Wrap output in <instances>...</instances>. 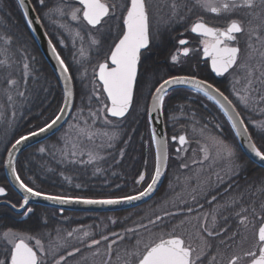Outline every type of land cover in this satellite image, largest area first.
Masks as SVG:
<instances>
[{"label": "snow or ice", "instance_id": "1", "mask_svg": "<svg viewBox=\"0 0 264 264\" xmlns=\"http://www.w3.org/2000/svg\"><path fill=\"white\" fill-rule=\"evenodd\" d=\"M37 3L42 7L48 8L47 15L68 16L72 21L82 22L90 26L88 34L91 37V45L93 46H98L101 41L91 35L92 30L99 32L104 27L107 19L116 18L121 21L122 28L120 35L110 44L109 51L105 55L103 62L97 65L98 72L96 76L101 84L102 92L106 94L107 102L100 100V96L97 95L96 99L100 100L102 106L96 111L90 110L89 115L92 118L93 124L101 115L104 117L105 124H112L109 117L125 118L133 104L134 87L137 81L138 64L141 59L142 50L147 49L150 44V10L147 0H123V2L121 0H113L111 3H109V0H76V4L79 6L67 4L61 6L58 4L55 7H48L46 0H37ZM193 6L217 15H228L241 10L244 11L246 20L244 18L230 19L223 28L209 26L204 22L202 17L198 18L191 25L190 31L204 38L201 40L203 56L210 59L211 69L217 76H223L234 66L240 67L245 71L246 83L239 91L234 88L233 92L245 108L254 107L258 100L257 96L252 94L257 92V89L253 85L256 83L264 84V0H194ZM19 7L24 9L23 15L27 26L31 27L32 20L28 19L29 11L25 7V0H19ZM167 7L169 8L168 19L171 20L179 15L180 9L188 8V5L178 2V0H171ZM66 8L68 9L67 11L65 10ZM118 8L122 10V14L116 17L115 13ZM188 11H191V8H188ZM36 21L39 22V17L36 18ZM60 27L67 28L69 33H72L69 25L61 24ZM245 34L248 41V62L240 64L241 48L237 46V42L239 36ZM75 36L81 41L84 39L79 31L75 32ZM15 40L16 38L12 34L6 31L0 32V56L3 57V59H0V68L7 70L13 64H22V79L20 81L6 77L8 85L18 88L22 82L27 83V77L33 69L30 66L26 49L15 47ZM48 43L55 55L61 75L65 81L64 103L50 121L35 131H29L27 134L20 135L19 138H16L11 143L10 147H6L5 149L7 159L3 166L9 170V174L12 176L15 184L25 194L20 207L24 208L28 205L30 197L43 198L59 204L76 202L90 205H117L131 203L148 196L154 191L155 186L160 180L162 162L167 160L166 141L163 140L157 143L156 165L151 180L147 184V187L136 195H123L102 199L49 195L30 187L21 178L15 163V153L19 151V146L30 138L53 129L54 126L61 122L65 112L72 107L73 91L69 87L72 76L70 75L69 65L65 63L60 53L57 52L56 46L52 41L49 40ZM187 43L184 39L179 40L180 45H186ZM84 51L83 47H81L80 54L83 55ZM189 51L188 47L182 49L184 56H187ZM32 59L34 60V57ZM253 59H256L255 64L250 63ZM171 60L176 61L177 56H171ZM176 86H189L193 91L203 93L209 100L215 101L223 111L224 116L227 117V120L231 122V127L236 129V135L243 137L246 141L250 153L260 161H264V146H257L241 112L237 111L232 100L224 92L205 80L198 79L195 76H171L163 79L158 83V86H155L154 93L151 94L152 108L155 110L161 109L169 90ZM5 92L9 93V90L5 89ZM17 95L24 97L25 92L17 91ZM7 99L8 101H12V95L7 94ZM258 99L264 102V95H260ZM80 111L83 110L81 109ZM253 123L259 129L261 139L264 140V122L257 121ZM85 124H87V121H85ZM69 127L74 136L65 133V149L61 150V155L64 158H68L69 155L72 157H75L77 154L84 155V151L80 149V144L76 143V140H80L82 143L83 138L92 140L97 135L107 137L108 141L118 139V133L115 131L112 133H98L92 131L90 128L80 127L79 124L70 125ZM172 139L176 140L177 137L173 136ZM178 140L181 145L187 143L184 135H180ZM69 143L72 145L71 150L67 148ZM107 146L112 147L113 145L109 142ZM211 148L215 150V155L218 158L226 161L229 172L238 174V171L243 168L244 165L239 162L235 149L226 140L219 137H211ZM203 150L207 153V146ZM38 151L44 153L46 149L45 147H40ZM87 154V161L70 160V162L91 164L97 159H103V157H99L92 151H89ZM121 155H123L122 150ZM182 166L187 167V165ZM96 171L99 172L101 169L96 168ZM65 179L68 178L65 177ZM144 180L145 174L141 173L136 183L139 184ZM77 187H80V185H77ZM257 193L264 194V181L256 188L253 195ZM6 195L5 187H0V196ZM192 199L196 201L195 196ZM216 199L217 197L213 195L211 200L207 202L211 205ZM233 206L238 207V210L234 213L238 218L237 228L248 230L249 225H251L255 230L252 246L243 250L242 255L240 252L233 251L226 261L223 260L224 252L222 249L225 247L231 248L232 244L230 242H235L241 235V232L237 230L229 235L231 229L221 227L217 223V214L221 209L213 208L209 212L202 213L203 223L196 233V238L199 241L197 246H194L193 238L190 234L185 235L177 231L178 228L187 222L186 220H181L179 224L172 226L170 230L164 231V217L156 215L154 220H148V224L159 227L160 231L152 233L147 225H140L141 228L146 229L150 233V238L147 241L139 236L136 229H125V232L133 233L136 239L130 248L123 250L122 255L117 254V262L118 264H206V262L207 264H264V201H261L258 206L255 201L245 206L243 204V194H241L222 207L226 210ZM12 207L15 208L16 205L13 204ZM203 207L204 205L201 204L200 208L203 209ZM32 211L33 209L28 207L24 214L28 215ZM187 212L192 213L193 208L187 207ZM175 215L178 214L165 213V216ZM197 219L200 220V217H197ZM223 219L227 222L228 217L225 216ZM115 222L113 221V223ZM73 234L72 231H69L67 236L72 237ZM111 235L118 237L120 240L125 239V237L120 236L116 232L111 233ZM89 236V232H83V237ZM83 237H78L81 243H83ZM2 240L4 241V247L2 249L3 258H0V264H48V257L50 255L53 257V264H62V262L66 261L64 255H60L59 259H55V254L58 251L57 246L50 243L49 247L45 248L41 239L26 232H14L9 229L3 232ZM214 240L219 241L215 246L213 244ZM32 241H34V244L31 243ZM102 241H109V237L102 235L100 239L92 238L91 242L86 245L88 248H96V251L92 254L93 259L91 264H96L95 258L101 256L97 246ZM116 242V240H112L106 244L103 254L106 258L101 261V264H113V244ZM214 247L216 250L215 254L211 255V259L208 260V255ZM80 251V248L77 247L74 251L68 252L67 256H74L75 253H79ZM217 256L221 257V262L217 261ZM82 259L84 264H88V257H82Z\"/></svg>", "mask_w": 264, "mask_h": 264}, {"label": "trees", "instance_id": "2", "mask_svg": "<svg viewBox=\"0 0 264 264\" xmlns=\"http://www.w3.org/2000/svg\"><path fill=\"white\" fill-rule=\"evenodd\" d=\"M30 1L56 49L65 63L69 65L74 87V106L67 124L58 133L19 155L16 167L21 178L30 187L50 195L102 199L134 195L140 192L151 180L154 170L153 141L147 118L150 95L155 86L163 79L174 75L190 74L173 69V66L168 62V55L151 46L150 51L153 56L151 68L154 70L151 71V82H148L149 75L145 71L147 56L143 53L129 114L122 120H112V124H105L102 119L91 125L92 119L82 106L87 101L91 102V107L102 106L100 100L105 101L99 88L100 100H97L93 94L95 75L92 70L108 53L111 42H108L109 44L101 42L98 46L91 47L90 51L85 49L86 56H81L78 47L81 49L83 45L72 44L59 29L49 27L46 17L55 21L57 16L47 15L48 8L38 5L37 0ZM46 3L48 7H55L62 3L68 4L65 0H46ZM80 26L82 30L79 26L77 28L86 39L89 34L84 33L83 26L81 24ZM5 31L16 38L15 47L26 49L33 71L27 77V83L22 82L17 88L8 85L6 77L20 81L22 79V64H13L7 70L0 68V169L3 168L6 147H9L20 135L35 131L50 121L62 104V91L59 83L40 54L16 0H0V32ZM57 36L64 41L65 47L60 46ZM96 38L104 41L102 35ZM107 40L111 41L110 38ZM154 53H156L155 56ZM0 59L3 57L0 56ZM160 73H163L162 77H160ZM154 74L159 76H154ZM207 81L224 91V87H221L217 81L211 79H207ZM146 84L151 86L149 94L145 90ZM5 89H8L9 93H6ZM32 89L33 91H31ZM17 91H24L25 96L20 97L17 95ZM7 94L12 95V101H8ZM81 109L83 111H80ZM163 118L168 137L176 136L180 132L186 134L190 144L186 149L188 151L192 148V143H195V140L199 141L198 137L201 136L198 133L202 131L219 134L221 138L235 145L237 154L241 152L234 140V133L221 111L201 93L188 89L169 92L163 104ZM257 119L264 121V115L259 114ZM83 120L87 121V124ZM74 124L90 128L98 133L115 131L118 133V139L108 141L107 137L97 135L92 140L83 138L82 143L80 140H76L75 142L80 144V149L84 151V155L77 154L75 157L69 155L68 158H64L61 155V150L65 149V133L73 135L69 126ZM247 125L257 146H264V140L261 139L258 132L259 129L250 128V125ZM109 142L112 143V147L107 146ZM40 147H45L46 151L40 153L38 151ZM71 147L72 145L69 143L67 148L71 150ZM121 150L123 155H121ZM77 151L79 152V150ZM89 151L103 159H97L91 164L70 162V160L87 161ZM181 151L183 152V150ZM170 153H174V151L170 150ZM242 159L245 164L238 174L229 171L223 173L221 170H226L224 164L222 166L220 164L210 165L204 168L205 171L200 173L201 195L204 196L201 204L209 209H213L215 206L221 208L244 191H246V206L252 201H255L257 206L261 201H264V194L253 195L256 188L264 181V169L253 164L246 157H242ZM182 165V161L170 159L162 187L150 201L142 206L117 212L79 214H84L89 218L105 215L118 216L121 219L119 220L121 232H125L131 222L130 219H132L139 236L147 241L150 238V233L141 228V224L147 225L152 233H156L161 229L148 224L149 219L154 220L156 215L163 216L165 213L176 214L178 211L183 212L176 216H187L188 214L187 206L181 207L176 204V200L179 201L181 195L189 194L186 199L189 202L193 200L194 195L192 191L194 179L190 175L192 165L187 167ZM96 168H100L101 171L97 172ZM141 173L145 174V180L137 184L136 180ZM1 179H3L2 175ZM185 183L188 185L186 189L188 192L181 191V187H184ZM213 195L217 199L208 205L207 201L211 200ZM229 226L233 225L221 224V227ZM232 230L233 228H231ZM254 231L249 225L248 234L252 235ZM217 242L218 240L213 241L214 246ZM228 258L229 256H225L223 260L226 261Z\"/></svg>", "mask_w": 264, "mask_h": 264}, {"label": "flooded vegetation", "instance_id": "3", "mask_svg": "<svg viewBox=\"0 0 264 264\" xmlns=\"http://www.w3.org/2000/svg\"><path fill=\"white\" fill-rule=\"evenodd\" d=\"M71 6H79L76 4V1L73 0H65ZM113 2V0H109V3ZM123 2V0H121ZM150 10V44L149 47L142 52L146 54V68L145 71L147 74H151V61H152V52L150 51V47L158 49L159 52L168 55V62L172 65L173 69L179 70L180 72H184L190 74V76H195L199 79L207 81V79H211L213 81H217V83L221 84L219 89L224 92L225 95L232 100L233 104L236 106L237 111L241 112L242 117L245 120V123L249 124L250 128H256L254 123L251 122L252 119H255V115L259 117V114H256V110H252L251 107L245 108L243 104L239 105L238 101L235 99V95L233 93V89L235 86L233 85V75L238 71L239 79L242 81L241 88L246 83L245 81V71L237 66H234L229 70L228 73H225L223 76H215L210 68V59L203 56V45L201 44V40L203 37L198 34L192 33L190 31L191 25L197 21L198 18H203L204 22L209 26L223 28L227 25L230 19H239L244 18L247 19L243 10L234 13V14H213L202 10L199 7H194V0H178V2L186 3L188 8H191V11H188V8H182L179 10V15L168 19L169 16V8L167 5L171 2V0H147ZM122 14L121 9H117L115 16L119 17ZM181 17H183L181 19ZM86 32H89V27L85 23L80 22ZM45 29V27L43 26ZM122 23L116 18L107 19L104 27L96 32L92 30V34L103 37L104 41L100 39L101 42L112 43L114 39H116L121 33ZM95 36V37H97ZM110 38L111 41L107 39ZM51 39V37H50ZM184 39L188 43L186 45H180L179 40ZM52 40V39H51ZM247 36L240 35L237 46L241 48V54L239 57L240 64H244L247 61ZM108 43V44H109ZM102 44V45H103ZM184 47H188L190 49L189 54L187 56L183 55L182 49ZM164 51V52H163ZM156 53H154V56ZM176 55L177 60L172 61L171 56ZM142 57V55H141ZM105 58V57H104ZM103 58V60H104ZM103 60L101 62H103ZM141 63V59L139 62V66ZM164 63V62H163ZM250 63L255 64L256 59H253ZM139 74V69H138ZM160 77L163 76V73L159 74ZM216 86V85H215ZM257 89L256 94L264 95V84L256 83L253 85ZM218 88V87H217ZM253 93V94H255ZM264 102L259 101V106H263ZM255 114V115H254ZM256 117V119H257ZM261 122H264L261 119H257ZM258 129V128H256ZM256 132V130H254ZM259 132V131H258ZM260 133V132H259ZM261 135V134H260ZM234 140L236 141L235 137ZM254 140V138H253ZM255 141V140H254ZM237 144V143H236ZM193 145V143H192ZM189 146V145H188ZM170 150H173L174 153H170ZM236 156L243 165L245 162H242V157H245L242 152L237 154ZM184 155L181 151L176 150V143L168 142V163L171 158L179 161V156ZM224 170V169H223ZM222 171V170H221ZM234 173V172H230ZM2 175L3 179L0 180V186L5 187L7 195L0 197V203L6 202L9 204H15L16 208L20 207L22 203V198L8 185L5 173L3 168L0 169V176ZM201 174H196L192 178L194 179V184L192 186L193 196L196 197V201H187L188 195H181L179 201L176 200V204L181 207L184 206H193V212L188 213L187 216H165L164 223L165 227L164 231H168L172 226L180 223L181 220H186L187 222L177 229L179 233H184L185 235H191L193 238L194 246H197L199 241L196 238V233L198 228L201 226L200 220L203 219L202 213L209 212L212 208L203 207L200 208L201 201H203L204 196L201 195L200 189V176ZM229 179V178H228ZM188 185L185 183L184 187H181V191L186 190ZM188 192V190H186ZM50 195V194H49ZM210 201V200H209ZM209 205V203H207ZM243 204L246 206V197L243 199ZM32 208L33 211L28 215H25L26 208ZM214 208H217L215 206ZM183 209V208H182ZM220 212L217 214V223L221 226L224 224H229L233 226H229L228 228H233L232 231L229 232V235L232 234L233 231L239 230L241 235L237 238L235 242H230L232 244L231 248H223L225 256H231L233 251H237L243 253V250L247 249L248 246H252L254 237L253 234L249 235L247 230L243 228H237L238 218L235 216V211L238 210L237 206H233L228 209L220 208ZM48 211V212H47ZM183 211H178L176 214H180ZM86 212H72L66 210H59L56 208H49L35 204H29L25 207V209L17 213L12 210L9 206L0 204V258H3L2 249L4 247V241L2 240V234L4 231L11 229L14 232H26L29 235L35 236L41 239L42 243L45 245V248H48L50 243L54 246L58 247V251L55 254V259H59L60 255H64L66 257V261L62 262V264H84L82 257H88V264H91L93 259V252L96 251V248H88L86 245L91 242L92 238L100 239L102 235H107L109 237V241H102L98 247L101 256L96 257V264H101V261L105 259L104 252L105 247L108 242L112 240H116L117 242L113 244V255L112 261L113 264H118L117 262V254H123V250L125 248H130L132 244L135 243L136 236L133 233L121 232L119 229V217L115 216H96L88 217L84 214ZM181 215V214H180ZM228 217L227 222L223 219V217ZM200 217V220L197 219ZM131 222L127 226V229H135V225L132 219ZM113 221H116L113 223ZM72 231L74 234L72 237H68L67 233ZM89 232V237H83V232ZM116 232L119 233L120 236L125 237V239L120 240L118 237H113L111 233ZM78 237H83V243L80 242ZM247 237V239H245ZM227 239V237H226ZM34 244V241L31 242ZM218 244V243H217ZM80 248L79 253H75L74 256H67V253L70 251H74L75 248ZM215 248H213L212 252L208 255V260L211 259V255L215 254ZM242 255V254H241ZM223 257V259H224ZM217 261L221 262V257L217 256ZM48 264H53V257L50 255L48 257ZM207 264V262H206Z\"/></svg>", "mask_w": 264, "mask_h": 264}, {"label": "water", "instance_id": "4", "mask_svg": "<svg viewBox=\"0 0 264 264\" xmlns=\"http://www.w3.org/2000/svg\"><path fill=\"white\" fill-rule=\"evenodd\" d=\"M73 1H76V0H73ZM16 2L18 4V6H19V0H16ZM25 7L29 11L28 19L32 20L31 27H28L29 31H30V33H31V35H32V37H33V39L35 41V44H36L40 54L42 55L43 59L46 61L47 65L49 66L50 70L52 71V73L54 74L55 78L57 79V81L59 83V86H60L61 91H62V104H61V106H63L65 81H64L63 76L61 75V72H60V69H59V65H58V62H57V60L55 58V55L53 54L51 48L49 47L48 41L50 40V38L48 37L46 31L44 30L40 20H39V22L36 21V18L38 16H37V14L35 12V9H34L33 5L31 4L30 0H25ZM20 11H21V13L23 15L24 9L20 8ZM23 17H24V15H23ZM24 19H25V17H24ZM25 21H26V19H25ZM144 50L145 49H143L142 51H144ZM210 68H211V61H210ZM211 71H212V69H211ZM97 72H98V67H97L96 73ZM213 74L215 76H217L216 73L213 72ZM179 76H185V75H179ZM96 79L98 81L97 76H96ZM98 83L100 84L99 81H98ZM100 86H101V84H100ZM69 87L73 91V97H72V100H71L72 107L65 112L64 117L61 120V122H59L58 125L54 126L53 129L49 130L46 133L40 134V135H38L36 137H32L28 141H26L24 144L20 145L19 146V151H17L15 153V163H16V160H17L18 156L21 153H23L27 149H29V148H31V147H33V146H35V145H37V144H39L41 142L51 138L56 133H58L62 129V127L67 123V121H68V119H69V117L71 115V112L73 110V106H74V87H73V82L72 81L70 82ZM176 89L192 90L189 86H176V87L170 89L169 92H171L173 90H176ZM153 93H154V91H153ZM201 94L203 95V93H201ZM104 95L106 97V94H104ZM211 101L223 113V111L220 109L219 105H217L215 103V101H213V100H211ZM147 117H148V121H149L152 141H153L154 170H155L156 154H157V143L159 141H161V140L166 141V153H167V159H168V140H167L165 126H164V120H163V107L161 109H159V110H155V109L152 108V95H151L149 103H148ZM110 118L120 120V119L115 118V117H110ZM225 118L227 119L226 116H225ZM228 123L231 126V122L228 121ZM232 130H233V133H234V135L236 137L238 145H239L242 153L246 156V158L249 161H251L252 163H254L255 165H257L258 167L264 169V161H260L258 158H256L254 155H252L250 153V151L248 150L247 143L243 139V137L236 135V129L232 128ZM181 135L185 136V134H181ZM154 137H155V139H154ZM178 137H177L176 140H173L172 138H170V142H176L177 143L178 146H177L176 150H178V147H182V146H184L186 144L185 143V144L181 145L179 143ZM186 140H187V138H186ZM6 159H7V153H6L4 162L6 161ZM3 169H4L5 178H6V181H7L8 185L23 200V196L25 194L22 192V190L19 189L18 185L15 184L12 176L9 174V170L6 167H4ZM166 169H167V160L162 162V167H161L162 175L160 177V180L158 181V184L155 186L154 191L152 193H150L148 196H146V197H144V198H142L140 200L133 201L131 203H122V204H117V205H90V204L72 202V203H68V204H59V203H56L55 201H49V200H45L43 198L30 197L29 198V204H35V205H40V206H44V207L56 208V209H59V210H66V211H72V212H99V213H105V212H117V211L133 209V208H136V207H139V206L145 204L146 202H148L150 199H152L155 196V194L159 191V189L162 186V183H163V180H164V177H165V173H166ZM153 173H154V171H153ZM136 194H134V195H136ZM0 204H4V205L9 206L12 210H14L17 213L22 212L25 209V207L27 206L26 205L24 208H21V207L13 208L12 204H9V203H6V202H2Z\"/></svg>", "mask_w": 264, "mask_h": 264}, {"label": "rangeland", "instance_id": "5", "mask_svg": "<svg viewBox=\"0 0 264 264\" xmlns=\"http://www.w3.org/2000/svg\"><path fill=\"white\" fill-rule=\"evenodd\" d=\"M39 5V4H38ZM61 6H64L65 4H60ZM68 5V4H67ZM66 11L68 10L67 8L65 9ZM51 15H55V14H51ZM57 17H55V21H53V20H50V19H48V17H46V19H47V23H48V25H49V27L51 26V27H55V28H57V29H59L60 31H61V33L63 34V35H65L66 37H68V39H69V41L72 43V44H80V45H83V49L85 50V49H87L88 51H90L91 50V47H94L93 45H91V37L89 36V35H87V38L86 39H83V41H81L80 39H78L76 36H75V32H77V31H79L80 32V30L77 28L78 26H79V28L82 30V28H81V26H80V23L78 22V21H72L71 19H70V17H68V16H58V15H56ZM61 24H65V25H69L70 27H71V29H72V33L70 34L69 33V31H68V29L67 28H62V27H60V25ZM50 27V28H51ZM58 30V31H59ZM84 33H86V31L84 32ZM87 33H89V32H87ZM56 35H58L57 33H56ZM80 35L81 36H83L81 33H80ZM91 35H92V33H91ZM57 39H58V41H59V43H60V46H62V47H65V43H64V41L62 40V39H60V37L59 36H57ZM61 41H63V43H61ZM74 41H75V43H74ZM78 49L80 50V48L78 47ZM81 56H83V57H85L86 56V52L84 51V54L83 55H81ZM96 71V67H94V69L92 70V73H94ZM151 71H154L153 69H151ZM161 74V73H160ZM152 76V74H149V76H148V82H151V77ZM154 76H159L158 74L156 75V74H154ZM147 78V77H146ZM237 81H239L238 83H237ZM241 83H242V81L239 79V74H238V71L237 72H235L234 73V75H233V85L235 86V89L237 90V91H239L240 89H241ZM93 94H94V96L96 97L97 95H99L100 96V94H99V90H98V88H100V86H99V84L96 82V80H93ZM150 89H151V86L150 85H148V84H146V88H145V90H146V93L147 94H149L150 93ZM31 91H33V89L31 90ZM234 93V92H233ZM253 94V93H252ZM235 95V94H234ZM253 95H255V96H257V100H258V102L256 103V105L254 106V107H251L252 108V110H256V111H258V112H256V114H262V115H264L263 113H264V107H260L259 106V99H258V97L260 96L258 93L256 94H253ZM41 99V98H40ZM235 99L238 101V103H239V105H241L242 103L237 99V96L235 95ZM46 103H47V101H46ZM91 102H89V101H87L86 103H85V105L84 106H82L83 108H85L86 109V113H87V115L88 116H90L89 115V111L91 110V111H96L97 109H99L101 106H96V105H94V106H92L91 107ZM255 115V114H254ZM255 117V119H252L251 120V122L253 123V122H257V121H259V120H257L256 119V115L254 116ZM92 119V118H91ZM102 119H104V117L101 115L99 118H97L96 119V121L95 122H97V121H99V120H102ZM109 119L112 121V120H116V119H112V118H110L109 117ZM83 121H85V120H83ZM261 122V121H260ZM93 124V122H92V120H91V125ZM181 133V132H180ZM179 133V134H180ZM201 137H198L199 138V141H197V140H195V143H193V145H192V148L190 149V151H188V150H186L187 148H188V144L187 145H185V149H183V152L182 153H184V155H181V156H179V161H182V163H183V165H187V166H189V165H192V173L190 174L191 176L193 175H195L196 174V176L198 175V174H200L202 171H205V169L204 168H207V167H209L210 165L211 166H215V165H218V164H220L221 166H222V164H224V165H226L225 166V169L226 170H223L222 169V171H223V173L224 172H228L229 171V169H228V166H227V163H226V161L225 160H223V159H220V158H218L216 155H215V150L213 149V148H211V137H219V138H221L220 136H219V134H213V133H205V132H202V131H199V133H198ZM74 135V134H73ZM86 139V138H85ZM221 139H223V138H221ZM226 142H228L234 149H235V152H237V149H236V147H235V145H233L231 142H229V141H226ZM190 145V144H189ZM206 146H207V153L203 150V149H205L206 148ZM179 151H180V148H179ZM223 168V167H222ZM219 170H221V169H219ZM222 173V174H223ZM189 175V176H190ZM240 192V191H239ZM241 194H243V198H245V195H246V191H244V192H240V194H239V196L241 195ZM189 207H192L193 208V206H189ZM203 223V219H201L200 220V224H202ZM217 243H219V241L217 242ZM251 246H248V248H250ZM241 254H243V253H241Z\"/></svg>", "mask_w": 264, "mask_h": 264}]
</instances>
